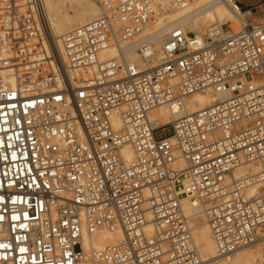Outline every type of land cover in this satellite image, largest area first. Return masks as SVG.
Returning <instances> with one entry per match:
<instances>
[{"label":"built area","instance_id":"built-area-1","mask_svg":"<svg viewBox=\"0 0 264 264\" xmlns=\"http://www.w3.org/2000/svg\"><path fill=\"white\" fill-rule=\"evenodd\" d=\"M218 1L239 30L175 27L156 48L149 0H96L99 16L51 58L43 0H0V264H203L187 199L203 208L215 260L264 239V24ZM108 49L117 56L104 60ZM207 91L227 97L189 112L185 99ZM162 107L180 111L163 126L150 118ZM99 231L122 238L86 254L84 233Z\"/></svg>","mask_w":264,"mask_h":264},{"label":"bare ground","instance_id":"bare-ground-1","mask_svg":"<svg viewBox=\"0 0 264 264\" xmlns=\"http://www.w3.org/2000/svg\"><path fill=\"white\" fill-rule=\"evenodd\" d=\"M157 13L155 25L149 37L153 45L158 48L166 39L168 31L179 27L186 32L200 33L214 24L227 25L237 29L238 15L226 5L218 0H204L185 9L172 7L167 0H149ZM44 6V29L40 30L44 35V50L48 56L53 58V54L58 55L61 50V37L68 31L87 24L96 19L100 10L96 0H43ZM226 7V8H225ZM228 10V11H227ZM230 12V16H228ZM244 17L246 14L243 15ZM205 27V29H204ZM204 29L203 31H201ZM151 34V35H150ZM145 33L141 38H145ZM125 53L128 61L140 65L141 60L137 53L136 45H126ZM104 60L112 59L117 56L115 49H108L100 54ZM13 85L14 80H10ZM227 97V94H213L210 91L196 93L185 99V106L189 112H196L213 106L217 101ZM180 112L177 107L173 110L162 107L150 113V118L159 125H168L172 122L173 114ZM119 126V121H116ZM122 157L127 163L133 161L134 154L130 147L122 149ZM175 166L181 170L187 169V164L181 158L177 159ZM258 166L248 165L235 171L236 176L242 177L246 174H255ZM257 188H250L247 191L248 196L258 193ZM186 213L191 216V225L193 228V239L198 247L199 254L204 263L214 260L216 247L211 235V231L206 223L202 206L190 201H184ZM122 238L121 234L99 231L92 235L84 233L82 245L86 254L104 246L114 244ZM261 252L264 254V243L257 247L255 251H245L236 253V257L222 264H247ZM235 255V254H234ZM232 257V256H231ZM211 258V259H210ZM227 260L230 259L226 258Z\"/></svg>","mask_w":264,"mask_h":264},{"label":"rangeland","instance_id":"rangeland-1","mask_svg":"<svg viewBox=\"0 0 264 264\" xmlns=\"http://www.w3.org/2000/svg\"><path fill=\"white\" fill-rule=\"evenodd\" d=\"M226 8V7H225ZM228 11V10H227ZM231 14H230V12H229V14H228V16L229 17H231L230 16ZM255 22L256 23H260V24H264V16H263V18H260V17H257L256 18V20H255ZM212 24H214V23H212ZM230 24H227L226 25V27L227 26H229ZM237 29H235L234 28V30H239V24L237 23ZM231 26V25H230ZM204 29H205V27H204ZM204 29H202L201 31H203ZM233 29V28H232ZM189 32V31H188ZM171 134V132L169 131V130H167L166 132H164L163 133V135L164 136H168V135H170ZM263 243H264V239H262L259 243H257L256 245H254V246H252V247H249V248H245V249H242V250H240L239 252H237V253H240V252H245V251H255L256 249H257V247H260L261 245H263ZM234 257H236V254L235 255H233L232 257H230V259H221V260H211L210 262H207V263H205V264H222V263H225L226 261H230L231 259H233ZM211 259V258H210ZM247 264H264V254H263V252H261V254L260 255H257L254 259H252V260H250Z\"/></svg>","mask_w":264,"mask_h":264},{"label":"crops","instance_id":"crops-1","mask_svg":"<svg viewBox=\"0 0 264 264\" xmlns=\"http://www.w3.org/2000/svg\"><path fill=\"white\" fill-rule=\"evenodd\" d=\"M244 12H249L252 21L257 17L263 18L264 16V0H236Z\"/></svg>","mask_w":264,"mask_h":264}]
</instances>
